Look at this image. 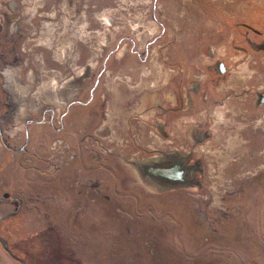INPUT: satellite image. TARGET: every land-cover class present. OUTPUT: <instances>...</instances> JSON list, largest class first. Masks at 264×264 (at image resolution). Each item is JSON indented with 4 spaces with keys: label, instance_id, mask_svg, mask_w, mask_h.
Instances as JSON below:
<instances>
[{
    "label": "rangeland",
    "instance_id": "obj_1",
    "mask_svg": "<svg viewBox=\"0 0 264 264\" xmlns=\"http://www.w3.org/2000/svg\"><path fill=\"white\" fill-rule=\"evenodd\" d=\"M98 1L102 7L92 0H0V200L8 207L0 264H264V102H254L256 91L264 97V0ZM104 12L111 15L104 27L116 37L142 31L155 49L136 59L145 60L136 76L113 60L109 82L146 83L154 95L168 81L178 94L183 80L181 97L200 85L209 99L195 110L209 127L197 137L201 143L198 132L167 141L151 126L149 150L128 149L138 136L107 128L106 106L97 128L70 137L53 131L107 56L96 32ZM120 20L128 24L118 33ZM206 21L216 28L204 30ZM164 31L185 36L183 51L175 42L174 52L162 53ZM129 54L115 56L125 61ZM216 62L227 67L224 75L207 69ZM247 86L242 107L232 96ZM204 106L208 113L199 114ZM240 111L248 122L236 118ZM30 122L38 124L29 150H2L18 148ZM82 134L95 141L86 146ZM182 156L195 165L191 183L162 187L144 175L150 161ZM21 168L24 182L14 172Z\"/></svg>",
    "mask_w": 264,
    "mask_h": 264
},
{
    "label": "crops",
    "instance_id": "obj_2",
    "mask_svg": "<svg viewBox=\"0 0 264 264\" xmlns=\"http://www.w3.org/2000/svg\"><path fill=\"white\" fill-rule=\"evenodd\" d=\"M72 1L74 5V0ZM94 1L97 2L94 4L96 7H102L98 0H92V2ZM102 9H106L105 4H103ZM107 15L108 16L105 18L104 12L103 17H101L99 20L101 27L96 28L97 33L100 32V34L104 35L102 36V45H104L105 48H109L106 58H104L102 63L99 65L101 68L99 69L98 73L101 72L102 78H99V75H97L98 73L96 74L97 76L92 74V78H88L90 80H87L86 83L81 84V87L75 94L76 97L68 104L67 110L62 116L61 126L53 128V131L59 134H65L66 136L70 137L78 130V128L84 127V129L87 130L93 129L97 126L98 121L101 119L102 107L104 110V107L106 106L112 115V122L109 126H107V128L115 129L117 127L120 133H123L126 136H138L137 143L130 141L127 144L128 149H131L133 146L135 148H139L141 151H148L149 143H146V134L147 131L151 130L153 126H156L155 128L159 130V134L162 135L163 138H166V140L174 136H178L179 139L186 136H193V134L196 133V121L199 119L195 110L196 108H199L201 101L199 97H194V95L192 96L190 93L185 97H181V94L179 95L180 90H184L187 85L186 82V84L183 83V80L181 81L180 88L179 83L176 85V90L179 91L178 94H176L174 91L175 87L173 85L168 86V81L163 87H161V89L156 91L154 95L151 93L152 88H148L146 83L142 87H136V85H133V87L130 88L125 87L124 85H121L120 87L117 85L114 86L115 84H111L109 82V79H107L108 73L111 70H115L117 68L116 65H114L116 62H113V60H118V63L120 64L119 69L121 71H128L126 73L136 76V68L142 67L140 65L145 62L144 60L142 64L139 65L137 62L138 58L140 59V57L146 53V51H151L154 48H152L151 43H143L140 38V35L143 34L142 31H138L136 35L135 33L134 35L127 34L126 31V34L116 37V35L113 34L115 31H109V28L105 29L104 27V24L108 22H102V20L107 19L110 21L109 18L111 15L109 13ZM98 19L99 17L97 16V19H95L96 23ZM118 23L120 24L116 25L113 30L116 29V31L119 33L121 30L119 27L128 23L123 22L122 20H120ZM108 24L110 25L111 23ZM205 25L202 26L204 30L205 27L209 30L211 27L216 28L214 24H211L208 21L205 22ZM124 28L127 30L126 27ZM105 30H108V36L107 34H104ZM202 34L206 37V32L203 31ZM172 36L173 34L168 36V33L165 31L161 32L158 42L162 44H160V50L162 53L174 52L173 49L175 48L174 46L176 43H178V46L182 45V47L178 48V52L179 50L180 52L183 51L185 48V36L179 37V35H177L176 38ZM180 39H182L184 43L177 42ZM111 45L113 47H111ZM103 49L104 48L98 47V50ZM126 51H129L130 54L125 61L121 60V58H116L115 55H117L119 52ZM72 95L73 93H71V96ZM96 107H98L97 110ZM37 124L38 123L36 122H30L27 125L25 139L21 145L18 146V148H10V145H7L2 148V150L6 152L9 151L13 154L18 152V149L21 151H28L29 149L28 147L26 149V144L27 142H30L31 145L34 144V132L36 131ZM101 128L105 127L100 126V129ZM107 130L104 129L103 131L102 129L101 134L106 133ZM138 141H140V144ZM22 147L24 148L22 149ZM43 147L44 145L38 144L36 149L40 150ZM19 153L21 154L23 152ZM20 170H14V172L18 175H21V180L24 182L25 169L21 168ZM10 175L12 178H14L13 175L15 174ZM3 204H7V202L0 200V220L8 214V207H3Z\"/></svg>",
    "mask_w": 264,
    "mask_h": 264
},
{
    "label": "flooded vegetation",
    "instance_id": "obj_3",
    "mask_svg": "<svg viewBox=\"0 0 264 264\" xmlns=\"http://www.w3.org/2000/svg\"><path fill=\"white\" fill-rule=\"evenodd\" d=\"M47 24V23H46ZM260 44V43H259ZM263 44H260V46H262ZM242 50L244 51V53H245V51H246V49L244 48H242ZM208 68L207 69H209V71H213V72H215V73H217V74H225V72L228 70L227 69V67H223V64L222 63H218V62H216L215 64H213V65H209V66H207ZM245 89V90H244ZM250 90V86H247L246 88L244 87V88H242L241 89V91L242 92H239L241 95H235V96H232V97H235V98H237L238 99V103H240V105L243 107L245 104H246V102H248L249 101V98H248V96H247V93H248V91ZM188 91L191 93V94H195V95H199V98H200V101H201V103L204 105H208L209 104V102L207 101V100H209L207 97H203L202 95H203V92L201 91V89H200V85H196V86H193V87H191V88H188ZM242 94H243V96H242ZM231 96V95H230ZM247 96V97H246ZM255 104H257V105H255V106H259L260 105V103H263L264 102V97L262 96V94H260V91H256V99H255ZM244 103V104H243ZM254 104V103H253ZM204 109H203V111H199V114H201L202 112H204V113H206L207 112V109H208V107L207 106H204L203 107ZM208 113V112H207ZM206 113V114H207ZM238 114H239V117H236L237 119H247L246 118V116H245V118H244V115H245V113H244V115H243V111H240V112H238ZM253 118H257V115H255V116H253L252 118H251V120H254ZM205 119V117H203L202 118V116H200L199 117V119H197V121H196V132H198L197 134H196V137H195V139L197 138V137H199V136H207L208 135V123H206V121H203ZM257 120H260V118H258ZM247 122H248V119H247ZM238 123H240V122H237L236 123V125H238ZM29 123H27V125H28ZM27 127V126H26ZM249 134H251L249 137H253V135L255 134V133H246V135H249ZM251 140H254V138H250ZM250 139H249V141H250ZM202 140L203 139H200V138H197V144L198 143H201L202 142ZM24 147H22V149H23ZM148 160L149 159H147L146 160V162H148ZM163 160H167L166 158H163L162 159V161ZM169 161V160H168ZM166 181H163V183H165ZM163 187V186H162Z\"/></svg>",
    "mask_w": 264,
    "mask_h": 264
},
{
    "label": "water",
    "instance_id": "obj_4",
    "mask_svg": "<svg viewBox=\"0 0 264 264\" xmlns=\"http://www.w3.org/2000/svg\"><path fill=\"white\" fill-rule=\"evenodd\" d=\"M186 159L187 157L185 158L184 156H182L175 162H169L165 165H155L148 167L146 171H148V173H150V175H152L153 177L166 179L171 183L189 184L193 181V179H191L188 174H190V172L195 169V165L190 166L184 164Z\"/></svg>",
    "mask_w": 264,
    "mask_h": 264
},
{
    "label": "bare ground",
    "instance_id": "obj_5",
    "mask_svg": "<svg viewBox=\"0 0 264 264\" xmlns=\"http://www.w3.org/2000/svg\"><path fill=\"white\" fill-rule=\"evenodd\" d=\"M150 162L152 164L149 165L148 167L155 166V165H165L166 164L165 160L164 161H157V162L150 161ZM144 175L147 176L151 181H153L155 183H158V186L159 185L160 186L163 185V186L171 187V186H176L177 185L176 183H171L170 181H168L166 179H161V178H158V177H153L152 175H150V173H148V171H146V173H144ZM163 181H166V182L163 183Z\"/></svg>",
    "mask_w": 264,
    "mask_h": 264
},
{
    "label": "built area",
    "instance_id": "obj_6",
    "mask_svg": "<svg viewBox=\"0 0 264 264\" xmlns=\"http://www.w3.org/2000/svg\"><path fill=\"white\" fill-rule=\"evenodd\" d=\"M109 116V115H108ZM110 133L111 134H113L114 133V131L113 130H110ZM83 135V137H82V140L81 141H83V142H85L86 144V146L90 143V142H92V141H95V139H94V137L92 136V135H84V134H82ZM97 143V142H96Z\"/></svg>",
    "mask_w": 264,
    "mask_h": 264
}]
</instances>
